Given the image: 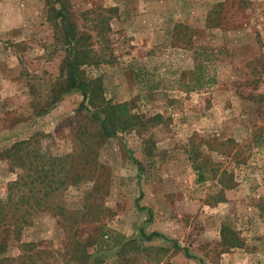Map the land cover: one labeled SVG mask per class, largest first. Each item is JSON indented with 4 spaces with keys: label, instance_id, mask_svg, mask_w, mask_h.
Listing matches in <instances>:
<instances>
[{
    "label": "rangeland",
    "instance_id": "obj_1",
    "mask_svg": "<svg viewBox=\"0 0 264 264\" xmlns=\"http://www.w3.org/2000/svg\"><path fill=\"white\" fill-rule=\"evenodd\" d=\"M63 24L127 103L109 137L62 88ZM41 133L65 183L0 264H264V0H0V154ZM15 174L0 155V196Z\"/></svg>",
    "mask_w": 264,
    "mask_h": 264
},
{
    "label": "trees",
    "instance_id": "obj_2",
    "mask_svg": "<svg viewBox=\"0 0 264 264\" xmlns=\"http://www.w3.org/2000/svg\"><path fill=\"white\" fill-rule=\"evenodd\" d=\"M61 20L64 22L65 15L60 13ZM63 34L68 44V56L65 61L66 85L62 87L64 91L77 89L81 91L82 101L79 105L85 107L93 122H96L99 131L106 137L116 133L117 129L125 128L124 123H120L118 117L122 113V109L126 108V102L112 103L101 95V87L96 81L88 80L83 77L80 65L85 61L86 56L81 52V48H77L74 36L70 34L63 24ZM204 70L200 65H195L194 82L192 87L198 89L215 81L214 77L209 74L204 75ZM137 80L140 79V71H135ZM57 98V97H56ZM126 124H131L126 121ZM40 137L26 138L12 143L1 152V157L6 160L8 169L11 173H16L15 177L7 183L6 193L0 196V253L7 250L8 240L13 235L19 233L24 225H28L35 209L46 204L49 195L63 187L65 183L67 156L47 155L44 147L40 143L48 141V134L41 133ZM138 170L141 164L137 159L133 158ZM19 169V172L16 170ZM140 193L138 199L141 197ZM140 209L145 207L138 205ZM264 210V202L263 207ZM149 214L151 211L148 210ZM141 238L151 240L160 238L168 240V238L157 231L147 234L144 229L139 230ZM15 236V237H16ZM109 241V240H108ZM31 243L23 242L24 248H30ZM178 247V245L175 243ZM183 252L190 256L187 248L182 249ZM28 251L21 254L20 257H27ZM202 262V260H201Z\"/></svg>",
    "mask_w": 264,
    "mask_h": 264
}]
</instances>
